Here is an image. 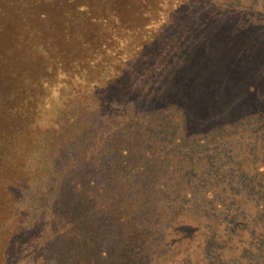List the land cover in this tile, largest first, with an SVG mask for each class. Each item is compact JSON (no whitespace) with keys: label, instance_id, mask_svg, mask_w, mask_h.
Here are the masks:
<instances>
[{"label":"trees","instance_id":"16d2710c","mask_svg":"<svg viewBox=\"0 0 264 264\" xmlns=\"http://www.w3.org/2000/svg\"><path fill=\"white\" fill-rule=\"evenodd\" d=\"M129 2L131 15L90 19L102 32L68 66L48 61L45 74L56 79L43 76L37 85L51 103L30 101L31 79L24 92L17 84L0 92L8 96L0 98V158L15 172L16 189L5 184L0 192L8 207L0 245L13 264L23 257L31 264H92L109 218L70 178L74 164H63L72 155L65 139L74 136L87 143L96 135L90 148L98 171L108 153L129 181L155 163L161 172L142 188L149 193L161 182L157 195H168L163 202L175 209L191 206L195 192L210 200L221 192L235 208L264 207V184L257 197L238 191L240 181L255 184L248 136L264 126V0ZM55 102L59 129L39 127L38 107ZM114 111L124 116L105 139L97 128ZM100 181L106 192V178ZM211 218L212 228L224 227Z\"/></svg>","mask_w":264,"mask_h":264},{"label":"rangeland","instance_id":"374dc122","mask_svg":"<svg viewBox=\"0 0 264 264\" xmlns=\"http://www.w3.org/2000/svg\"><path fill=\"white\" fill-rule=\"evenodd\" d=\"M80 4H85L83 10L77 9ZM130 5L129 0H0V92L9 91L15 84L23 88L31 79L30 92H26L30 101L51 103L52 98L46 97L37 85L43 76L56 79L45 74L48 61L55 59L68 66L82 54L80 46L102 32L96 25L89 26L94 15H131ZM69 6L78 11L75 16L69 14ZM7 97L0 94V98ZM58 109L57 102L52 107H38V126L51 127L53 131L59 129L55 119ZM3 116L0 114V121ZM123 116L124 112L114 111L97 131L104 134L105 139L110 138ZM249 132L255 184L247 188L246 183L241 185L240 181L238 191L257 197L264 184V165L258 167L260 160L264 162V126L259 124ZM91 138L87 143L75 136L65 139L72 155L63 164H74L70 178L81 187H87L94 208L109 218L101 240L95 245L92 264H264L263 206L235 208L231 204L234 200L221 192L215 194L214 200L195 192L188 200L191 206L185 202L182 208L175 209L163 202L170 200L164 198L168 195H157L161 182L149 193L142 188L143 182L154 179L161 172L155 163L148 164L140 180L129 181L116 164L114 153H108L98 171L96 157L90 148L95 147ZM6 163L9 162L0 158V192L5 184H9L7 191L16 190L15 185L10 184L15 172L7 171ZM101 178H106L108 192L100 190ZM93 180L94 184H90ZM123 187L128 189L126 193L121 192ZM169 192L170 189H165L166 194ZM7 210L0 201V241ZM208 211L209 218L205 217ZM211 213L218 215L211 218ZM228 213L233 217L237 215L238 219L230 218L229 221ZM210 218L224 221V227L212 228L208 222ZM207 226L210 232H206ZM14 261L15 258L0 245V264H13ZM19 264L31 263L23 257Z\"/></svg>","mask_w":264,"mask_h":264}]
</instances>
